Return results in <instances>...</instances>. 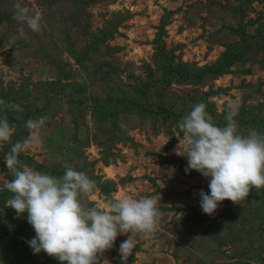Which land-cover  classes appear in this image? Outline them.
<instances>
[{"label":"rangeland","instance_id":"obj_1","mask_svg":"<svg viewBox=\"0 0 264 264\" xmlns=\"http://www.w3.org/2000/svg\"><path fill=\"white\" fill-rule=\"evenodd\" d=\"M16 2L0 0V118L15 128L0 144V179H14L5 155L29 135L26 122L46 116L43 143L21 154L23 163L54 176L66 167L85 173L96 184L82 199L87 207L125 195L160 200L158 229L133 237L127 264H264V198L251 190L242 204L224 200L205 214L199 192L210 191L211 178L186 172L187 158L174 152L179 122L205 100L224 120L231 102L239 132L264 135V39L218 76L183 80L175 70L196 71L244 35L263 33L264 0H19L42 13L41 31L24 25L26 37L13 19ZM158 106L184 113L163 117ZM11 196L0 184V264H61L33 253L26 241L35 231L27 212L18 219L6 207ZM130 235L119 234L101 264H123L119 248Z\"/></svg>","mask_w":264,"mask_h":264},{"label":"clouds","instance_id":"obj_2","mask_svg":"<svg viewBox=\"0 0 264 264\" xmlns=\"http://www.w3.org/2000/svg\"><path fill=\"white\" fill-rule=\"evenodd\" d=\"M13 7V19L21 24L22 37L27 35L24 25L32 32L41 31V12H31L19 0ZM0 105H4L3 100ZM7 107L23 111L15 103ZM237 111L229 102L227 124L220 127L201 102L178 125L183 135L177 136L179 142L174 152L187 158L186 172L197 170L211 178L210 191L199 192L201 209L208 215H214L224 200L239 205L253 188L264 187V135L255 129L247 135L240 133L234 119ZM47 119L46 116L29 119L26 122L29 135L12 144L5 155L7 175L14 177L0 179V184L12 193L6 207L15 209L18 219L27 212L28 223L36 235L26 242L34 254L43 251L61 264H101V256L114 247L118 235L131 233L119 248L122 262L127 264L135 247L133 237L142 234L150 238L158 229L163 215L160 200L155 196L137 199L125 195L106 208L87 207L82 199L93 193L96 184L85 173L66 167L62 176H54L23 163L21 154L42 145L41 131ZM14 134L15 128L8 119L0 118V144L11 142ZM174 171L170 169L169 174ZM103 264L110 261L105 259Z\"/></svg>","mask_w":264,"mask_h":264},{"label":"trees","instance_id":"obj_3","mask_svg":"<svg viewBox=\"0 0 264 264\" xmlns=\"http://www.w3.org/2000/svg\"><path fill=\"white\" fill-rule=\"evenodd\" d=\"M258 31L263 32V33H261V34L257 33L256 36H251V35H247V34L244 35L243 41L240 45H238V48H236L233 51L226 54V56L223 59L218 60L212 64H206L196 71L190 69V67H188L187 65H181V67H178L175 69L176 72L178 73L177 76L179 78H182L183 80L184 79L194 80V79L202 78V77L218 76L220 74L225 73L227 70L230 69V67L234 63L243 59L246 51L248 50L249 45L252 44L253 40L264 39V31H261V30H258ZM203 103L206 104V108L210 109L211 112L214 113V115H213L214 118H216V116H219V114L216 112V109L211 108L210 104H212V102L205 100ZM137 105L142 107V109H144V110L149 109L146 104H139L138 103ZM156 112L158 114L162 115L163 117H172V118H176L178 116H181L184 113V112L183 113L179 112L178 110L176 112L174 109L170 108L169 106H158L156 109ZM238 116L239 115L235 116L234 118H238ZM240 116L243 117L244 114L242 113V114H240ZM214 118H213V120H214ZM217 122L222 123V124L227 123V121L224 119H217ZM32 162H33V160H32ZM33 163H35V162H33ZM252 190L256 191L260 195L261 199L264 198V187H262L260 189L253 188Z\"/></svg>","mask_w":264,"mask_h":264}]
</instances>
